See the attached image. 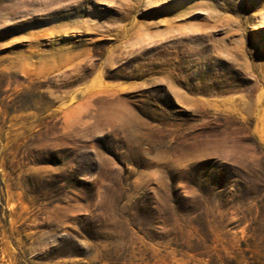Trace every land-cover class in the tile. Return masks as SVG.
<instances>
[{
  "label": "rangeland",
  "instance_id": "rangeland-1",
  "mask_svg": "<svg viewBox=\"0 0 264 264\" xmlns=\"http://www.w3.org/2000/svg\"><path fill=\"white\" fill-rule=\"evenodd\" d=\"M0 264H264V0H0Z\"/></svg>",
  "mask_w": 264,
  "mask_h": 264
}]
</instances>
